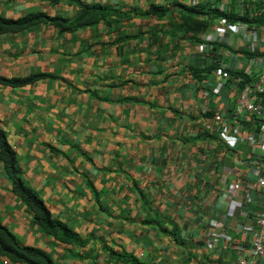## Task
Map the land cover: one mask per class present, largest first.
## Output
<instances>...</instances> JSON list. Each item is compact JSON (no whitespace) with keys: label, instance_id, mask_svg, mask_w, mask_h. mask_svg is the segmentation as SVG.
I'll use <instances>...</instances> for the list:
<instances>
[{"label":"crops","instance_id":"1","mask_svg":"<svg viewBox=\"0 0 264 264\" xmlns=\"http://www.w3.org/2000/svg\"><path fill=\"white\" fill-rule=\"evenodd\" d=\"M79 3L123 16L71 33L39 24L0 35V77L43 75L0 85V130L22 183L77 242L33 223L1 163L0 223L54 264L249 258L263 204L253 184L264 120L235 117L232 107L236 90L264 70V17L252 24L210 12L237 16L235 0H0V17L73 19ZM178 5L209 10L193 17L205 23L197 35L175 30L185 23ZM153 6L163 15H147Z\"/></svg>","mask_w":264,"mask_h":264},{"label":"trees","instance_id":"2","mask_svg":"<svg viewBox=\"0 0 264 264\" xmlns=\"http://www.w3.org/2000/svg\"><path fill=\"white\" fill-rule=\"evenodd\" d=\"M78 7V14L73 19H65L59 16H48L41 12L26 14L16 19L0 17V35L18 33L31 26L39 24L50 25L51 27L56 28L59 33H71L75 30L106 20L109 17L123 16L119 11L108 6L79 3ZM178 7L181 12H183L181 19L185 22L184 24L180 23L175 26V30L178 33H182L183 35L190 33L193 37V35H197L203 30L205 23L194 19L193 17L204 14L207 15L209 10L204 11L205 7L202 6L178 5ZM210 12L216 13L217 17H220L222 20L234 19L236 21H246L253 24L256 20L260 19L256 16L250 19L246 17H238L233 14L230 15L223 13L217 9H212ZM163 13L164 10L162 8L154 6L146 11L147 15L161 16ZM41 77H43V75L38 74L23 78L0 77V85L9 88L23 87L33 83ZM0 163L3 171L10 180L12 194L32 213L33 223L37 225L45 235L59 243L65 245L76 243L77 240L73 232L62 223L53 220L47 208L37 197L35 192L22 183L17 156L7 143L2 130H0ZM0 257L16 264H54L43 250L36 247L19 245L15 241L13 235L1 223Z\"/></svg>","mask_w":264,"mask_h":264},{"label":"built area","instance_id":"3","mask_svg":"<svg viewBox=\"0 0 264 264\" xmlns=\"http://www.w3.org/2000/svg\"><path fill=\"white\" fill-rule=\"evenodd\" d=\"M235 3L238 5V17L250 19L258 15L264 16V0H235ZM257 96L264 97V70L258 72L254 78L236 90L232 115L238 118L264 120V100L263 103L260 102ZM239 129L237 128L236 133L240 131ZM246 140L250 144H255L258 138L249 136ZM255 170L258 173V179L253 186L260 192L263 204L252 224L254 231L250 257L240 259L238 264H251L254 258L264 261V166L256 165Z\"/></svg>","mask_w":264,"mask_h":264}]
</instances>
